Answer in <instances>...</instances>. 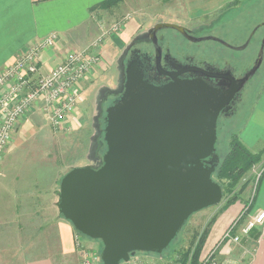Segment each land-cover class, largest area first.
I'll return each mask as SVG.
<instances>
[{
  "label": "water",
  "instance_id": "1",
  "mask_svg": "<svg viewBox=\"0 0 264 264\" xmlns=\"http://www.w3.org/2000/svg\"><path fill=\"white\" fill-rule=\"evenodd\" d=\"M164 29L201 41L172 24L154 32ZM262 56L263 50L245 81ZM123 75L122 96L106 111L102 165L68 172L57 204L75 231L102 243L103 264L163 255L194 214L221 204L217 125L235 94L177 78L158 87L144 80L136 62Z\"/></svg>",
  "mask_w": 264,
  "mask_h": 264
},
{
  "label": "crops",
  "instance_id": "2",
  "mask_svg": "<svg viewBox=\"0 0 264 264\" xmlns=\"http://www.w3.org/2000/svg\"><path fill=\"white\" fill-rule=\"evenodd\" d=\"M109 1L0 0V72L53 33L58 34L60 41L57 46L42 52L41 73L51 72L69 53L86 50L97 34L94 20L103 11L100 7ZM179 2L180 9L185 11L183 18L202 20V26L207 29L214 28L227 10L240 14L249 11L248 16L255 20L256 25L252 32L264 35L261 33L264 29V0ZM247 3L249 6L245 7ZM122 38L116 36L113 40L118 49L121 46L117 41ZM107 42L103 47L108 49L111 44L107 45ZM106 48L102 51L107 54ZM104 69L105 64L101 61L81 84L82 103L87 101L88 91L93 85L101 81ZM121 73L122 77L118 75V78L123 82V71ZM116 89L107 87L106 91L116 95L119 93ZM106 91L99 88L95 94L98 95L96 103L101 102L98 99ZM43 105L40 102L26 115L7 153L0 160V264H81L76 247L77 233L57 207L60 193V190L57 193V181L48 178L41 156L33 155L43 152L41 147L33 144L39 141L37 138L55 133ZM256 109L264 116V98ZM76 113L68 119L72 129ZM261 142L264 144V140ZM253 152L264 154V146H256ZM258 190L253 208L245 219H241L245 208L241 199L215 218L201 259L214 251L217 264H264V226L256 228L258 231L248 236L242 234L249 216L264 211V179ZM230 230L231 237H238L239 242L225 238Z\"/></svg>",
  "mask_w": 264,
  "mask_h": 264
},
{
  "label": "rangeland",
  "instance_id": "3",
  "mask_svg": "<svg viewBox=\"0 0 264 264\" xmlns=\"http://www.w3.org/2000/svg\"><path fill=\"white\" fill-rule=\"evenodd\" d=\"M180 5L179 0H122L111 10H103L100 15H97L94 20L97 34L94 38L95 40L91 42L90 47L86 50L94 51L105 64V69L101 74L102 79L88 91L87 101H84V103L81 101L82 104L80 103L79 111L76 113L78 115H76L73 129L71 128L70 131L57 134H55L56 132L51 135L43 134L37 138L39 141L33 143L43 149V152L34 153L33 155L36 157L39 154L41 160L45 162L47 167L45 173H47L48 178L57 181V193L60 190L59 182L73 166H101L103 163V156L107 151V146L103 139L106 127L105 115L102 116L103 108L100 103H96L98 95L95 94L102 87L104 91H106L107 87L122 89L124 81L122 82L118 75L122 77L120 66L122 67L123 65L122 68H124V57L127 50L134 45L138 38L151 33L158 24H172L188 28L202 26V20L183 18L185 11L180 9ZM248 6L249 3L245 5V7ZM248 12H241V14L232 10L223 12L212 36L223 40L233 47H239L250 36L256 26L255 20L249 18ZM203 31L205 32L206 29ZM261 33H264V29L261 30ZM116 36L117 38L123 37V40L119 39L117 41L121 49L115 47L113 40ZM106 42L107 45L111 44L108 49L103 47ZM95 43H97L96 48L93 47ZM210 46L216 47L215 49H222L213 44ZM102 48L103 50L106 48L109 52L106 54L105 51L104 53ZM222 50L230 55L239 56L237 52ZM254 85L255 90L248 100L244 114L236 118L229 131H226V129L219 131L216 148L221 157L229 152V143L233 135H238L240 141L251 151H255L256 146H264L261 142L264 140V128H262L264 127V116L256 109L260 100L264 98V67L255 79ZM101 98L102 96L98 101H101ZM262 179H264V175ZM254 188V183L252 182L246 191L241 194V200L244 203L251 200L254 195L256 197L259 192L258 184L255 192ZM227 199L228 196L223 197L219 206L196 213L189 219L177 238L163 253V258L167 260L165 264H175L177 254L191 246L194 234L200 233L209 222L215 220L228 207ZM81 239L90 249L102 254L103 245L100 241L92 240L85 236H81ZM139 254L148 256L147 254L144 255V253ZM150 256L156 257L153 254Z\"/></svg>",
  "mask_w": 264,
  "mask_h": 264
},
{
  "label": "built area",
  "instance_id": "4",
  "mask_svg": "<svg viewBox=\"0 0 264 264\" xmlns=\"http://www.w3.org/2000/svg\"><path fill=\"white\" fill-rule=\"evenodd\" d=\"M59 41L58 34H51L0 72V160L7 153L18 126L40 102L44 104L43 111L56 133L71 129L68 119L78 111L82 101L81 84L101 63V58L90 49L75 51L69 53L65 60L48 74L41 73L42 52L57 46ZM93 47L96 48L97 43ZM251 174L254 176L255 192L264 175V162L254 167ZM262 226L263 210L249 216L242 228V234L248 236L254 229ZM231 232L228 231L225 238L239 242L238 237H231ZM76 247L81 264H103L101 254L86 246L79 235L76 238ZM147 255L138 253L126 264H165L167 261L162 255ZM201 264H217L215 252L201 259Z\"/></svg>",
  "mask_w": 264,
  "mask_h": 264
},
{
  "label": "flooded vegetation",
  "instance_id": "5",
  "mask_svg": "<svg viewBox=\"0 0 264 264\" xmlns=\"http://www.w3.org/2000/svg\"><path fill=\"white\" fill-rule=\"evenodd\" d=\"M184 28L189 36L201 41H191L173 29H164L157 33L153 30L147 36L138 38L127 50L121 72L127 70L131 63L136 62L144 80L158 87L168 85L177 78L183 81L203 82L225 95L234 91V98L219 115L217 125L219 136L220 130L229 131L236 118L244 114L248 100L253 95L254 81L264 67V35L252 32L239 47H233L212 36L215 27ZM212 44L225 51L237 52L239 56L230 55L222 49H215L216 47L210 46ZM262 50L260 68L248 81H245L246 76L256 65ZM121 96L122 89H119L116 95H112L110 91L103 94L100 103L103 104L104 119L107 109L116 104Z\"/></svg>",
  "mask_w": 264,
  "mask_h": 264
},
{
  "label": "trees",
  "instance_id": "6",
  "mask_svg": "<svg viewBox=\"0 0 264 264\" xmlns=\"http://www.w3.org/2000/svg\"><path fill=\"white\" fill-rule=\"evenodd\" d=\"M121 1L122 0H110L109 2L102 5L100 9L111 10ZM219 157L221 162L217 167L214 180L222 186L224 197L228 196L227 204L229 207L237 203L241 199V194L246 191L252 182L254 183V178H252L251 172L254 167L264 162V154L251 151L240 141L238 135H233L229 143V152L226 155H223V157L220 155ZM76 167L80 166H73L68 172ZM61 181L59 182V185L61 184ZM261 181L262 180L259 181L258 187L260 186ZM254 196L251 200L245 203L244 212L241 217L242 220L249 215L251 209L253 208L255 201ZM214 221L215 220L209 222L200 233L194 234L191 246L187 250L181 251L179 254H177L175 261L176 264H201L202 251L208 236L209 229ZM257 231V229H254L251 234L256 233ZM76 233L77 235L82 236L77 231Z\"/></svg>",
  "mask_w": 264,
  "mask_h": 264
}]
</instances>
